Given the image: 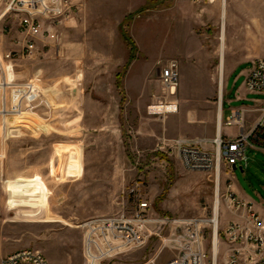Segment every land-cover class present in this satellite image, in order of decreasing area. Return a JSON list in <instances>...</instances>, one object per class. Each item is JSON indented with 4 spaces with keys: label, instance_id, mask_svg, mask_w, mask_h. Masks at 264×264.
Returning <instances> with one entry per match:
<instances>
[{
    "label": "rangeland",
    "instance_id": "rangeland-1",
    "mask_svg": "<svg viewBox=\"0 0 264 264\" xmlns=\"http://www.w3.org/2000/svg\"><path fill=\"white\" fill-rule=\"evenodd\" d=\"M5 8L0 0V264L23 248L50 264H169L183 233L154 220L214 221L217 185L224 227L229 163L217 182L160 145L215 140L220 103L222 127L235 136L240 129L225 123L231 108L264 101L235 99L251 63L264 58V0H83L55 27L58 43L40 42L29 58L16 54L18 18ZM172 60L180 79L169 99L159 70ZM171 100L175 114H148ZM243 171L235 183L264 202V164L250 160ZM120 221L138 236L121 237ZM204 238L205 264H214L208 226Z\"/></svg>",
    "mask_w": 264,
    "mask_h": 264
},
{
    "label": "built area",
    "instance_id": "built-area-1",
    "mask_svg": "<svg viewBox=\"0 0 264 264\" xmlns=\"http://www.w3.org/2000/svg\"><path fill=\"white\" fill-rule=\"evenodd\" d=\"M5 5L4 15L14 14L18 18V31L22 38L19 43L20 50L16 52L21 58L32 57L38 49L40 42L58 43L56 26L74 19V15L82 8L83 0H2ZM51 47V44L48 45ZM12 53L7 55L10 58ZM159 79L167 98L176 97L179 86V65L172 60L161 66ZM245 88L250 93L264 96V58L255 59L251 63L250 71L246 75ZM173 110H166L171 108ZM178 111L175 100L168 104L150 105L148 114L161 116L173 114ZM244 110H232L230 118L225 121L228 127L240 129L234 138L218 140L178 138L169 143L162 142L160 150L169 148L178 157L182 166L192 172L216 173L217 182L220 177L222 161L229 163L230 169L234 165L242 168L247 165L246 151L249 148H259L264 152V143L260 135L264 134V107L260 109V116L249 131H244L246 122ZM263 143V144H262ZM224 203L233 210L246 208L248 219L244 223H232L222 230L220 235L219 221L204 219L193 220H154L161 224H169L183 233L184 245L178 259L169 264H205L206 252L204 247V233L208 227L212 230V251L214 259L218 258V245L220 241L227 245L226 264H264V218L254 212L250 205L239 201L232 193L225 194ZM142 211L149 208L147 203L140 205ZM140 216V214L138 215ZM113 225V224H112ZM115 228V227H114ZM116 232L130 239L138 236L130 230L128 221H120L115 228ZM1 264H50L40 251L33 248L17 250L2 259Z\"/></svg>",
    "mask_w": 264,
    "mask_h": 264
},
{
    "label": "crops",
    "instance_id": "crops-1",
    "mask_svg": "<svg viewBox=\"0 0 264 264\" xmlns=\"http://www.w3.org/2000/svg\"><path fill=\"white\" fill-rule=\"evenodd\" d=\"M250 71V70H249ZM248 71V72H249ZM248 72H246V75L248 74ZM248 94H253L250 93L249 91H247V89L245 88V84H244V90L242 92V94H238L236 93L235 99L238 102H242L246 99ZM256 95V94H253ZM259 96V95H258ZM264 107V101H258L255 103L254 106L252 107H238V108H231L230 113L232 112V110H244L246 112L245 114V118H246V123L244 126V131H249L250 129L253 128V126L255 125L256 121L258 120L259 116H260V109ZM223 111H222V119L224 120V111H225V103H223ZM175 114V113H173ZM170 114V115H173ZM231 115V114H230ZM222 134H224L225 137H229V138H234L236 137L238 134H236L235 136H232L228 133H225V129L224 127H222ZM261 141L264 143V134L260 135ZM262 143V144H263ZM260 145H258V147L256 148H249L246 151V157H247V163L250 160H254L256 162L262 163L264 164V162L261 159H258V156L264 157V152L259 148ZM249 151H251L252 155L251 158L248 155ZM240 166L238 167H242L241 164H239ZM244 168V167H243ZM234 170L233 168L230 169V171L225 174V180H228V186H227V191L226 193L230 192L232 193L239 201L244 202L245 204H248L251 206L252 210L254 212H256L257 214H259L262 218H264V202L260 203V204H255L254 202H252L249 197L247 196V194L245 193L244 190L241 189V187L235 183V179H234ZM244 173V171H242ZM222 209L224 210V212L226 213V218H225V224L224 227L222 226V222H221V215L220 218H218L219 221V229H225L226 227H228L230 224L232 223H244L247 219H248V211L246 208H241L239 210H233L231 209L228 204L223 203L222 204ZM227 245L224 244L222 241H220V244L218 245V255L222 252V254L224 253V249L226 251L227 254ZM218 261V258H217ZM227 259L226 256L222 257L221 259V263L226 264Z\"/></svg>",
    "mask_w": 264,
    "mask_h": 264
},
{
    "label": "bare ground",
    "instance_id": "bare-ground-1",
    "mask_svg": "<svg viewBox=\"0 0 264 264\" xmlns=\"http://www.w3.org/2000/svg\"><path fill=\"white\" fill-rule=\"evenodd\" d=\"M224 11H223V16H224ZM221 49H220V56H221V84H220V99L222 97V87H223V80H222V71H223V64H224V52H225V35L224 32H222L221 35ZM174 106L171 108H166V110H173ZM221 133H222V110H221V103L219 105V113H218V120H217V135L216 138H218V140L221 139ZM219 207H220V200H219V194H218V185L216 188V201H215V217L213 218L214 221H218L219 218ZM216 251L217 249H215L214 251V264H216V259L217 257H215L216 255ZM218 254V252H217Z\"/></svg>",
    "mask_w": 264,
    "mask_h": 264
},
{
    "label": "water",
    "instance_id": "water-1",
    "mask_svg": "<svg viewBox=\"0 0 264 264\" xmlns=\"http://www.w3.org/2000/svg\"><path fill=\"white\" fill-rule=\"evenodd\" d=\"M233 170L236 171V170H241L243 171V168L242 167H237L236 165L233 166Z\"/></svg>",
    "mask_w": 264,
    "mask_h": 264
}]
</instances>
